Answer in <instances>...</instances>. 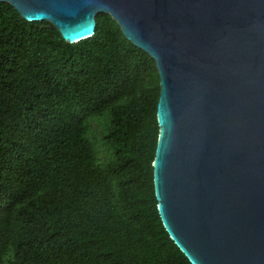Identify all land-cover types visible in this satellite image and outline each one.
<instances>
[{
	"label": "trees",
	"instance_id": "obj_1",
	"mask_svg": "<svg viewBox=\"0 0 264 264\" xmlns=\"http://www.w3.org/2000/svg\"><path fill=\"white\" fill-rule=\"evenodd\" d=\"M95 20L70 44L0 3V264H190L157 211L155 63Z\"/></svg>",
	"mask_w": 264,
	"mask_h": 264
},
{
	"label": "water",
	"instance_id": "obj_2",
	"mask_svg": "<svg viewBox=\"0 0 264 264\" xmlns=\"http://www.w3.org/2000/svg\"><path fill=\"white\" fill-rule=\"evenodd\" d=\"M63 41L116 22L155 63L157 211L190 264H264V0H0Z\"/></svg>",
	"mask_w": 264,
	"mask_h": 264
},
{
	"label": "rangeland",
	"instance_id": "obj_3",
	"mask_svg": "<svg viewBox=\"0 0 264 264\" xmlns=\"http://www.w3.org/2000/svg\"><path fill=\"white\" fill-rule=\"evenodd\" d=\"M107 122H109L108 112H105L102 116L94 117L87 122L88 138L97 150L100 162L103 163H107L110 159L109 151L101 143V138L107 126Z\"/></svg>",
	"mask_w": 264,
	"mask_h": 264
}]
</instances>
